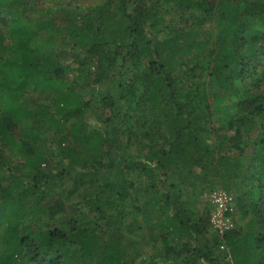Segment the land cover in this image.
<instances>
[{
	"label": "trees",
	"instance_id": "1",
	"mask_svg": "<svg viewBox=\"0 0 264 264\" xmlns=\"http://www.w3.org/2000/svg\"><path fill=\"white\" fill-rule=\"evenodd\" d=\"M59 4L0 0V264H126L124 201L140 178L174 264H264V0L68 2L56 24ZM57 124L68 130L49 137ZM220 171L239 190L224 234L200 196ZM78 191L94 214L71 211Z\"/></svg>",
	"mask_w": 264,
	"mask_h": 264
},
{
	"label": "rangeland",
	"instance_id": "2",
	"mask_svg": "<svg viewBox=\"0 0 264 264\" xmlns=\"http://www.w3.org/2000/svg\"><path fill=\"white\" fill-rule=\"evenodd\" d=\"M57 1L60 3L59 5L62 8L54 14V20L56 24H63L65 20H67L68 18L67 12L65 11L63 6L66 5L72 6L71 4H68V2H72L73 5L84 6L88 4H98L103 0H48V2L50 3H55ZM156 7H158V9L162 8L159 6ZM175 12L176 11H174V13L172 12L166 15V22L170 23L174 21L177 15ZM170 27L172 29L174 28V25H170ZM88 63L90 64L91 68L94 67V63L91 58H88ZM117 71L119 72V77L121 80L124 81L128 80L129 74L125 72L123 68H118ZM80 83H81L80 88L82 89L83 93L89 94L92 86L86 81V78L80 77ZM109 86L111 88L114 87V85L112 84H110ZM213 92H216L215 86H213L212 91L211 93H209V95H211ZM38 96H39L38 91L32 89L29 90L27 94V99L30 100V102L32 103L33 101L32 97L36 98ZM214 97L215 95H212L210 96V99ZM105 118H106V113H103L102 109L100 110L90 109L86 114L87 121H89V123L93 126L109 127L111 122H105ZM58 127L59 126L57 124L51 130H46L47 135L51 137L55 134H58V136L61 137L63 134H65V131L68 130L67 128H63L62 130L58 131L57 130ZM42 148L45 149V146H42ZM12 158L18 159L16 155H10V157L8 158L9 161L11 160L10 163H15V161ZM50 161L56 165V162L53 158H51ZM64 161H67V159H64ZM12 166H13V170L16 173H21L24 177L28 176V173L30 171L29 167L25 166L22 169H19L14 165ZM42 166L49 167V163H46V161H44L42 163ZM189 180L194 181V179L192 178H189ZM208 181L209 184L207 186L211 185L212 189L206 192H202L200 194V196L205 200L206 199L209 200L208 193H210V191L213 190L214 188L219 186L227 188L221 183V171L217 179L215 177H212L211 179L209 178ZM147 183H148L147 178H140L138 180L137 186L132 190L131 195L124 201V209H125L124 212L126 218L124 220V223L122 224V227H123V231L127 234L122 244L123 263L134 264L137 261V263L139 264H155L157 260L163 261L167 259L169 260L168 261L169 264L170 263L174 264L173 263L174 260L171 259L173 258V255L170 257L168 255H165L163 251V243L162 240L160 239V233L164 229V225L160 223L159 226L158 221L154 218V213L152 212L150 207L144 205V203L148 201L149 198L151 197V192L149 191V188L146 187ZM81 189H85V186L82 187ZM231 190L235 193V196L239 193V190L236 188H232ZM76 193L78 195L73 196V199L70 201L71 211L77 214V211L80 208V210L83 212L94 214L95 213L94 210L92 209L90 210L89 206L86 203H84V201L82 200V197L79 196V191ZM77 201H79L80 204H76ZM209 202L207 201L208 204ZM134 204L139 205L140 210L138 208L136 209ZM201 205L204 206V201H201ZM235 215L236 217L238 216L237 214ZM206 234L208 236L209 241H211V238L213 237L214 233H213V228L210 225L207 226ZM187 235H188L187 231L185 233H182L178 229L174 230L173 241L177 245V247H180L182 242L188 239ZM198 240L200 242L204 241V239H202L201 236H198L197 241ZM223 242L225 243V248L220 247V250L218 251L220 255H221V251L222 253H225L226 251L229 250V245L227 244V242L225 240H223ZM194 243L195 242L192 240V244ZM93 259L96 260L95 258ZM179 260L181 261L180 264H182V261H185V259L183 258H179ZM183 264H188V263H186L185 261ZM197 264H204V259H199V261H197ZM216 264H219V262L217 261Z\"/></svg>",
	"mask_w": 264,
	"mask_h": 264
},
{
	"label": "built area",
	"instance_id": "3",
	"mask_svg": "<svg viewBox=\"0 0 264 264\" xmlns=\"http://www.w3.org/2000/svg\"><path fill=\"white\" fill-rule=\"evenodd\" d=\"M211 203L209 221L212 227L220 234H224L235 224L232 211L235 209L236 196L232 190L224 187H216L208 194ZM221 248H225L222 241Z\"/></svg>",
	"mask_w": 264,
	"mask_h": 264
}]
</instances>
